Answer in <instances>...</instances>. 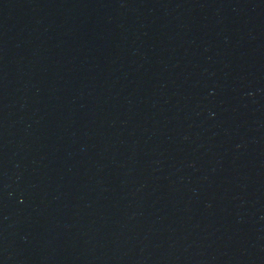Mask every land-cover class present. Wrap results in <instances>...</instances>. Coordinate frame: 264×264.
Wrapping results in <instances>:
<instances>
[{
    "label": "water",
    "instance_id": "1",
    "mask_svg": "<svg viewBox=\"0 0 264 264\" xmlns=\"http://www.w3.org/2000/svg\"><path fill=\"white\" fill-rule=\"evenodd\" d=\"M0 264H264V0H0Z\"/></svg>",
    "mask_w": 264,
    "mask_h": 264
}]
</instances>
